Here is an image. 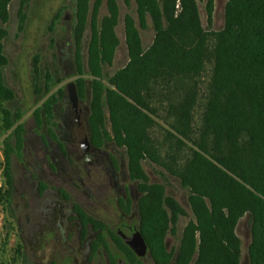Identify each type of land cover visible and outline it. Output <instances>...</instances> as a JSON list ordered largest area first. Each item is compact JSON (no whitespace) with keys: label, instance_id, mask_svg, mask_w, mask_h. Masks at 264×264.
<instances>
[{"label":"trees","instance_id":"16d2710c","mask_svg":"<svg viewBox=\"0 0 264 264\" xmlns=\"http://www.w3.org/2000/svg\"><path fill=\"white\" fill-rule=\"evenodd\" d=\"M13 0H0V102L15 99V92L5 81L9 65L4 41ZM202 0H124L136 4L141 29L150 18L155 30L152 46L145 50L136 21L125 16L128 64L114 74L107 87L103 66L111 64L118 46L114 32L118 9L110 1L111 16L98 28L97 0L88 49V69L93 79L90 116L91 143L104 147L114 143L124 149L128 173L137 184L140 230L155 264H240L241 240L236 235L239 221L252 216L250 264H264V0H227L225 28L215 33L216 45L209 49V34L203 29L198 3ZM79 17L89 9V0H76ZM215 0H207L208 22L212 24ZM214 66L211 94L203 114L200 138L196 149L180 165L173 157L169 172L190 190L189 203L195 217L184 230L177 253L167 250L165 239L169 230L175 232L178 217L185 211L165 196L164 187L149 184L143 162L161 163L150 134L155 125L156 110L150 105L153 85L171 81L176 76L195 78L205 67ZM78 94L84 99L87 82H76ZM59 91V95H63ZM57 98L51 97L36 112L38 124L54 125ZM195 100L189 98L174 108L179 116L178 146L189 140ZM105 108L108 109V121ZM6 129L13 128L12 114L1 107ZM42 114L43 119H42ZM20 114L16 120L20 119ZM109 122L110 127H107ZM15 145L5 144V187L0 188V202L7 200L13 187V151L21 156L26 142V129L20 124L14 131ZM55 137L54 134H52ZM68 198V196H66ZM132 199L120 200L126 212ZM75 211L83 222L96 229L104 226L87 216L77 205ZM115 241L132 264H142L134 252L118 237ZM106 244L101 238L93 245L94 253ZM29 264V263H24Z\"/></svg>","mask_w":264,"mask_h":264},{"label":"rangeland","instance_id":"374dc122","mask_svg":"<svg viewBox=\"0 0 264 264\" xmlns=\"http://www.w3.org/2000/svg\"><path fill=\"white\" fill-rule=\"evenodd\" d=\"M110 1L100 0L96 16L98 28H101L105 18L111 16ZM96 2L89 0V9L83 19L78 15L76 0H13L10 5L9 21L3 26L7 30L4 46L9 59L4 76L16 97L13 101L0 102L1 107L12 114L14 124L12 129H6L0 111V188L5 187V144L15 145L13 131L20 124L26 129V143L21 156L16 151L11 153L13 187L10 197L0 202V264L65 262L68 253L62 249V237L70 234L72 240H78L80 230L78 222L73 221L74 203L87 208L90 216L107 223L112 231L122 224L138 223L136 205L140 193L137 184L129 177L124 149L108 143L104 147L106 156L87 168L83 160L78 162L75 159L69 147L70 156L67 159L73 162L79 174L71 177L63 173L64 167L56 170V164L60 163V152L56 147L58 128L64 125L62 117L71 103V91L78 94L76 82L79 78L87 82L86 95L80 100L86 109V119L90 116L89 84L93 77L87 63ZM114 3L118 9L114 28L118 46L112 63L103 66V81L107 87L110 78L129 61L125 16L135 19L145 50L152 46L155 39L150 18L147 19V28H140L135 3L129 6L124 0H114ZM206 3L207 0L199 1L198 7L202 27L209 34L208 46L212 50L216 45L214 34L225 28L227 0H215L212 24L208 22ZM67 53L70 57L65 61ZM213 72L214 66L210 63L195 78L176 76L171 81L157 82L153 85L150 98V105L156 110L153 116L155 125L150 134L161 163L146 159L143 169L149 184L163 186L165 196L174 199L186 213L178 217L175 226H170L175 228V232L169 230L165 239L167 250L174 253L179 249L185 228L195 221V217L189 203L190 190L169 172L168 167L173 166V157L182 165L191 150L196 149L194 141L200 138L203 129V114L211 94ZM60 90L64 92L61 96ZM54 96L57 98L54 125L44 121L40 126L36 112ZM189 98L195 100L190 139L184 140L185 146L180 147L177 138L182 137L176 130L179 128V116L174 108ZM105 111L108 121V109L105 108ZM18 114L21 117L16 120ZM107 127H110L109 122ZM110 163L115 172L110 169ZM41 188L45 190L44 194ZM129 191L134 204L130 216L117 206L118 199ZM61 192H65L69 199ZM90 233L95 234L94 231ZM236 235L241 240L240 264H250L252 216L249 213L239 221ZM78 256L76 264H85L83 250ZM87 256L91 264H107L104 256L95 257L90 252Z\"/></svg>","mask_w":264,"mask_h":264},{"label":"flooded vegetation","instance_id":"af4514ba","mask_svg":"<svg viewBox=\"0 0 264 264\" xmlns=\"http://www.w3.org/2000/svg\"><path fill=\"white\" fill-rule=\"evenodd\" d=\"M80 96L78 94V101L74 102L71 99V103L68 106V108L65 109L63 119V126H59V133L56 137V147L57 150L60 152L59 161L60 163L56 164V170L60 171L62 167L63 173L70 175L73 177L74 175L79 174V171L76 170V167L73 166V162L69 161L67 159L70 156V150L69 147L72 149L73 154L76 156L75 159L78 162H81L83 160V163L87 164V168L89 165H94V162H99L100 159L103 156H106V153L104 152V147H96L91 143L90 140V132H89V124H88V118L86 119V109L83 108L82 102L80 100ZM69 101H67L68 103ZM55 111V107H54ZM26 143V142H25ZM43 144L46 145V143L43 141ZM66 163H68V167L65 168ZM110 169L114 171V167L112 163H110ZM41 193L44 194V189L41 188ZM60 194H63V196H67L65 192H61ZM79 196V193L77 194ZM127 200L128 198L132 199L131 204V211L128 213L126 210H124L120 205L121 199ZM69 199V197L67 198ZM139 199V198H138ZM138 201V200H137ZM75 205L79 206L87 216L92 218L94 221L100 222L104 228L103 229H96L93 227V225L87 221L83 222L80 219V216L75 211ZM133 197L131 192L129 191L127 194L125 193L124 196L118 199L117 206L120 211H122L125 215H131L133 212ZM87 206V205H86ZM137 211H138V204L136 205ZM72 210L75 215L74 222H78V226L80 227L78 240H72V236L70 234H67L66 236L62 237V249H65L68 253V257L66 258V261L62 264H76L78 262V255L80 253L84 252V263L85 264H91L92 261L87 256V252H90L91 254L94 253L93 245L95 243H99V240L103 238L106 242V244L101 245L97 248L95 251V257L97 256H104L106 257L107 264H132L131 261L127 259V257L122 253L120 248L118 247L115 237L120 238L136 255L137 260L141 262L142 264H155L151 254L149 247L147 245V252L143 255H138L127 243L125 240L126 236H130L134 234V230L137 229L140 230V217L138 219L137 225L135 224H122L120 227L117 228L116 231H112L109 228V225L103 221L97 220L95 217L90 216L87 212V208L82 206L79 203H74ZM139 216V212H138ZM91 231H94L95 234L91 235ZM64 232V230H62ZM142 234V233H141ZM135 236V235H133ZM76 241V242H75ZM83 242V247L81 246V243ZM84 248V249H83ZM150 256V258H149Z\"/></svg>","mask_w":264,"mask_h":264},{"label":"water","instance_id":"95a60500","mask_svg":"<svg viewBox=\"0 0 264 264\" xmlns=\"http://www.w3.org/2000/svg\"><path fill=\"white\" fill-rule=\"evenodd\" d=\"M70 57V54H66L64 60H68ZM71 65V64H70ZM71 73H73V71H71ZM71 99L74 102L78 101V94L77 92H75L74 90L71 91ZM135 235V236H133ZM130 235L129 237L126 236L125 240L126 243L138 254V255H143L147 252V243L143 237V235L141 234V232L137 229L134 230V234Z\"/></svg>","mask_w":264,"mask_h":264}]
</instances>
